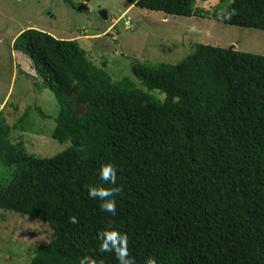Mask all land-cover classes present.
<instances>
[{
	"label": "trees",
	"instance_id": "trees-1",
	"mask_svg": "<svg viewBox=\"0 0 264 264\" xmlns=\"http://www.w3.org/2000/svg\"><path fill=\"white\" fill-rule=\"evenodd\" d=\"M125 1L264 31V0H220L212 13L193 9L194 0ZM11 48L28 57L37 92L53 93L51 136L67 144L51 157L27 153L13 131H23L31 108L15 125L0 112V208L53 230L28 264L85 256L117 264L98 251L97 232L110 223L127 233L137 264H264L263 55L195 44L174 65L134 62V82L113 81L74 39L27 29ZM104 162L116 165L122 188L115 216L87 193ZM73 215L78 224L69 223Z\"/></svg>",
	"mask_w": 264,
	"mask_h": 264
},
{
	"label": "rangeland",
	"instance_id": "rangeland-1",
	"mask_svg": "<svg viewBox=\"0 0 264 264\" xmlns=\"http://www.w3.org/2000/svg\"><path fill=\"white\" fill-rule=\"evenodd\" d=\"M69 1L83 3L86 8L77 9L65 0H0V112L15 125L31 108L22 122L23 131L14 130L13 138L22 139L25 151L35 156L51 157L67 144L51 136L59 111L53 93L49 89L37 92L34 80L25 74L35 75L28 57L11 48L22 31L37 29L57 39L77 40L88 58L103 67L113 81L129 77L137 82L131 72L134 62L174 65L195 44L233 47L264 56L262 30L141 9L125 0ZM219 6L220 0L192 3L193 9L209 13ZM76 111L82 114L84 106L76 105ZM52 231L35 216L0 208V264H28L30 249L47 243Z\"/></svg>",
	"mask_w": 264,
	"mask_h": 264
},
{
	"label": "clouds",
	"instance_id": "clouds-1",
	"mask_svg": "<svg viewBox=\"0 0 264 264\" xmlns=\"http://www.w3.org/2000/svg\"><path fill=\"white\" fill-rule=\"evenodd\" d=\"M225 20L231 19V14L224 15ZM117 167L111 162H104L98 168L99 183L87 186L88 196L99 202L102 212L112 216L116 214V197L122 192L117 185ZM69 223L78 224L75 215L69 217ZM99 241V253H112L115 255L117 264H137V260L129 252L127 233L122 232L114 224H108L97 232ZM79 264H103V260L94 259L91 256L82 257ZM146 264H156L154 258H148Z\"/></svg>",
	"mask_w": 264,
	"mask_h": 264
},
{
	"label": "water",
	"instance_id": "water-1",
	"mask_svg": "<svg viewBox=\"0 0 264 264\" xmlns=\"http://www.w3.org/2000/svg\"><path fill=\"white\" fill-rule=\"evenodd\" d=\"M101 15L103 16V13H101Z\"/></svg>",
	"mask_w": 264,
	"mask_h": 264
},
{
	"label": "crops",
	"instance_id": "crops-1",
	"mask_svg": "<svg viewBox=\"0 0 264 264\" xmlns=\"http://www.w3.org/2000/svg\"><path fill=\"white\" fill-rule=\"evenodd\" d=\"M14 40V39H13Z\"/></svg>",
	"mask_w": 264,
	"mask_h": 264
}]
</instances>
